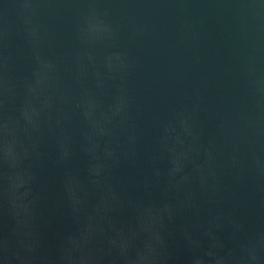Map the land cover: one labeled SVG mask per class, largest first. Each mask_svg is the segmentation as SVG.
Masks as SVG:
<instances>
[{"label": "water", "instance_id": "water-1", "mask_svg": "<svg viewBox=\"0 0 264 264\" xmlns=\"http://www.w3.org/2000/svg\"><path fill=\"white\" fill-rule=\"evenodd\" d=\"M0 264H264V0H0Z\"/></svg>", "mask_w": 264, "mask_h": 264}]
</instances>
